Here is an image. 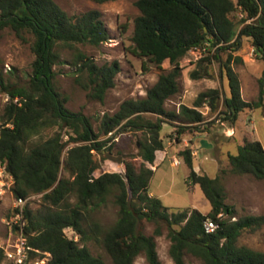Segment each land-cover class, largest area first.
I'll list each match as a JSON object with an SVG mask.
<instances>
[{
	"label": "trees",
	"instance_id": "trees-1",
	"mask_svg": "<svg viewBox=\"0 0 264 264\" xmlns=\"http://www.w3.org/2000/svg\"><path fill=\"white\" fill-rule=\"evenodd\" d=\"M135 5L139 14L133 21V53L158 67L167 60L172 68L161 73L143 97L125 99L114 113H104L95 130L89 116L66 107V97L55 86V66L69 53L66 63L74 68L75 82L88 91V97L103 100L115 85L119 64L114 60L98 65L78 47L99 46L109 38L101 13L90 9L70 16L54 0H0V31L9 28L22 40L28 34L34 55L28 85L17 86L0 74V90L8 95L1 114L0 164L12 177L15 198L40 195L36 208L25 205L24 210L30 253L36 255L34 249L39 255L49 253L46 264H105L87 247L86 243L93 241L102 244L112 264H134L141 253L148 264H161L154 236L138 229L145 219L166 224L168 252L174 264H187L185 253L203 264H264L263 251L238 243L243 231L264 225V215L246 214L232 220L235 212L225 202L221 176L228 171L264 180V148L258 140L244 137L237 153L227 154L229 170H221L214 178L193 170L190 148L179 151L189 168L187 181L198 184L210 203L205 214L197 209L172 211L158 197L149 195L154 169L146 165L164 148L161 117L180 116L187 127L197 128L204 120L200 107L207 104L213 112L218 108V87L199 92L193 105L182 104L178 114L165 108L166 100L179 91L180 60L189 51H205L198 68L190 72L192 79L213 78L212 60L222 64L229 87L224 119L231 126L240 112L264 106V0H136ZM235 12L243 13L239 29L231 16ZM242 37L250 40L256 58L263 62L254 101L242 98L240 80L231 65L242 63V57L229 52L223 61L220 54L239 50ZM147 114L158 118L152 121ZM185 129L181 125L175 131L180 135ZM48 130L52 133L47 135ZM127 130L143 133L136 154L141 159L138 166L111 157L109 143L114 134ZM69 143L74 144L65 149ZM110 194L118 206V217L103 230L90 213ZM207 218L219 223L214 232L204 231ZM66 228L78 238L68 237ZM154 232L159 235L160 227ZM4 257L0 248V263Z\"/></svg>",
	"mask_w": 264,
	"mask_h": 264
},
{
	"label": "rangeland",
	"instance_id": "rangeland-1",
	"mask_svg": "<svg viewBox=\"0 0 264 264\" xmlns=\"http://www.w3.org/2000/svg\"><path fill=\"white\" fill-rule=\"evenodd\" d=\"M70 16L82 13L90 9H96L109 31V38L99 46L78 45L98 65L109 64L116 60L119 71L114 80L115 85L110 88L102 101L88 97V91L80 87L74 80L72 71L74 68L66 63L69 53L62 55L64 62L55 66L56 89L66 97L65 105L72 111H81L91 118L93 127L98 129L100 118L104 113H114L120 103L125 99L143 97L146 90L151 87L161 73L169 71L172 66L166 60L159 67L144 57L133 53L131 40L134 18L139 14L135 5L136 0H112L98 3L93 0H54ZM241 27L240 17L235 12L231 15ZM26 40L18 38L9 28L0 31V74L9 82L17 86H26L31 76V63L34 55L30 49L31 38L24 34ZM252 44L246 37L241 38V47L237 51L221 52L223 61L229 52L233 56H241L242 63H233L232 67L237 73L241 85V96L246 101H254L258 95V77L261 75L263 62L256 58L252 51ZM203 49H194L180 60V74L178 77L179 91L168 98L165 108L178 114L182 104L191 107L199 92L208 88L218 87L221 90V98L216 111H211L205 104L200 107L204 115L203 122L197 128L187 127L180 116L174 119L161 117L160 136L164 148L159 150L156 160L146 165L154 169L150 181L149 195L158 197L163 206L170 210L197 209L205 214L210 210V203L205 198L198 184L189 183L187 176L189 168L179 156V151L190 148L192 150L193 170L200 174H206L212 178L220 175L221 170H229L227 154L237 153V147L243 142L244 137L258 140L264 148V106L255 109H246L239 113L238 118L231 126L225 120L224 99L229 95L228 81L222 69V64L212 60L210 68L213 78L192 79L190 72L198 68V60L203 56ZM8 100V95L0 90V124L3 107ZM146 118L156 121L157 116L145 115ZM186 126L184 133L177 134L178 126ZM195 125V124H193ZM196 126V125H195ZM234 129V131H231ZM64 131V130H63ZM48 130L46 134H51ZM66 138V136H65ZM102 135L100 139H105ZM143 138L139 130L117 131L111 144V157L119 160H131L136 166L141 162L137 157L138 141ZM205 139L211 147L202 148L200 140ZM74 143H69L65 149ZM162 156V157H161ZM95 159L100 161V155L95 153ZM173 158L178 159V165L173 164ZM222 183L226 192L225 202L233 207L235 217L241 215H264V180H258L249 174L237 175L231 172L221 173ZM12 177L0 164V248H6L8 238V220L14 214L13 204L15 197L12 194ZM13 181V180H12ZM3 190V191H2ZM151 191L153 194H151ZM74 202L75 197L71 196ZM40 203V195H30L25 205L36 208ZM91 218L99 222L103 230L114 224L118 217V206L114 203V196L110 194L106 201L90 213ZM160 227L161 233L155 235L156 227ZM146 235H153L156 242V250L161 264H174L168 249L170 240L167 237L165 223H155L143 219L138 228ZM68 237L77 239V235L66 228ZM238 243L264 252V225L258 230H245L238 238ZM87 247L94 255H99L105 264H112L109 254L101 243L88 241ZM187 264H203L202 261L190 253H185ZM0 264H7L5 258ZM134 264H148L143 253L136 256Z\"/></svg>",
	"mask_w": 264,
	"mask_h": 264
},
{
	"label": "built area",
	"instance_id": "built-area-1",
	"mask_svg": "<svg viewBox=\"0 0 264 264\" xmlns=\"http://www.w3.org/2000/svg\"><path fill=\"white\" fill-rule=\"evenodd\" d=\"M238 16L243 17V13L239 12ZM252 51L254 49L252 48ZM112 132L105 135L110 136ZM194 153V152H192ZM179 160L173 158V164L178 165ZM3 191V190H2ZM30 196L25 198L19 197L14 199V214L8 220V238L6 242V248H2L4 252V258L7 264H46L49 253H42L37 249H34L36 255H31L32 250L27 246V240L24 233L25 218L24 210L25 204ZM219 223L211 218H207L203 222V228L206 233H211L217 230Z\"/></svg>",
	"mask_w": 264,
	"mask_h": 264
},
{
	"label": "water",
	"instance_id": "water-1",
	"mask_svg": "<svg viewBox=\"0 0 264 264\" xmlns=\"http://www.w3.org/2000/svg\"><path fill=\"white\" fill-rule=\"evenodd\" d=\"M200 146H201L202 148H208V147H211V144L208 143L205 139H201V140H200Z\"/></svg>",
	"mask_w": 264,
	"mask_h": 264
},
{
	"label": "crops",
	"instance_id": "crops-1",
	"mask_svg": "<svg viewBox=\"0 0 264 264\" xmlns=\"http://www.w3.org/2000/svg\"><path fill=\"white\" fill-rule=\"evenodd\" d=\"M231 131H234L235 132V130L234 129H231ZM160 151H157L156 152V156H155V160H156V158H157V154L159 153ZM162 157V156H161ZM13 181L11 180V183H12ZM151 194H153V192L151 191ZM154 195V194H153Z\"/></svg>",
	"mask_w": 264,
	"mask_h": 264
}]
</instances>
